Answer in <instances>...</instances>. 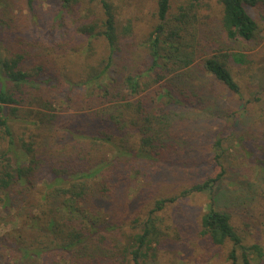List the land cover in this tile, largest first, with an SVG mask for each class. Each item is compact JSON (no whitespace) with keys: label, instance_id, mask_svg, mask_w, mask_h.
<instances>
[{"label":"trees","instance_id":"trees-1","mask_svg":"<svg viewBox=\"0 0 264 264\" xmlns=\"http://www.w3.org/2000/svg\"><path fill=\"white\" fill-rule=\"evenodd\" d=\"M12 2L13 17L0 6V21L13 29L0 37V139L9 143L0 150V203L15 214L31 204L39 215L27 222L34 234L1 237L8 255L0 264H148L170 243L157 213L193 193L210 200L197 238L209 249L226 248L230 264L261 262L263 247L244 243L233 209L217 207L221 139L211 147L215 176L154 196L160 179L200 169L197 148L172 153L177 140L205 136L208 127L198 119L219 118L202 114L203 87L192 81L204 74L239 95L228 63L240 58L229 49L260 42L248 8L264 0H217L220 15L210 24L198 14L204 0H185L172 16L169 0H156V22L141 42L121 33L108 0H56L59 25L50 34L33 23L38 0ZM10 120L48 125L50 134L41 142L37 135L28 143L19 138L16 151ZM255 163L264 175V154ZM40 180L34 204L28 197Z\"/></svg>","mask_w":264,"mask_h":264},{"label":"rangeland","instance_id":"rangeland-1","mask_svg":"<svg viewBox=\"0 0 264 264\" xmlns=\"http://www.w3.org/2000/svg\"><path fill=\"white\" fill-rule=\"evenodd\" d=\"M108 1L116 8V19L121 33L132 37L135 42L143 41L156 22L153 16L156 11V0ZM184 3L185 0H169V16L177 14L179 7ZM203 3L198 14L203 21L210 24L212 19L220 15V7L217 0H204ZM0 6L6 8V18L14 16L12 0H2ZM57 7L56 0H38L39 16L34 18L33 23L39 25L37 28L42 34L56 31L59 25V20L56 18ZM248 12L258 25L260 42L247 51H243L241 47L252 46L253 43L244 46L234 43L230 46L229 51L237 54V59L240 58L239 61L230 60L228 63V68L239 86V95L227 92L218 84H213L206 77L207 75L199 73L196 75L192 83L202 85L204 91L201 109L206 112L202 114L209 116L216 113L219 118L205 120L203 124L198 119L196 122L198 125L208 127L203 138L198 135L188 143L177 140L178 147L172 151L176 157L182 156L180 154L182 152L186 155L188 149L194 147L198 152L203 153V158L200 157L202 162H197L200 169L185 173L181 171L180 175L168 176L163 181L160 179L156 184L157 192L154 198L158 199L160 193L163 196H172L182 186L188 187L206 175L215 176L219 168L215 165L214 151L211 147L216 139H221L220 147L224 153L219 163L225 169V173L215 188L216 193L221 195L217 207L233 209L231 219L243 237L244 243L259 244L263 247L264 253V175L255 163L264 154V2L254 8H248ZM6 24L0 21V37L9 36L13 30L11 27V30L7 31ZM12 36L9 38L10 41ZM221 44L226 46L224 40ZM137 54L139 56L142 53ZM8 124L13 137L12 147L16 151L20 150L19 138L28 143L33 135H37V142H41L44 136L50 134L48 125L37 128L31 123L20 120H10ZM182 144L188 148L182 147ZM8 147L7 138H1L0 150H6ZM178 159L174 162L175 169L184 158ZM43 183L44 180L36 182L30 190L31 196L28 198L32 199L34 204L36 197L39 199L44 189ZM209 202L207 193H193L184 200L169 205L163 212L157 213L162 219L161 227L168 232L167 239L170 243H162L157 248L156 260L148 264H230L226 260V248L220 251L209 249L195 235L197 220L206 210ZM147 209L148 207L145 212ZM31 215H39L31 204L30 208L22 206L20 212L15 214L13 209H5L0 203V257L8 255L3 247L5 241L1 238L4 234L13 231L34 234L27 224ZM176 232H179L180 238L177 237ZM252 260L253 264H264V256L259 263L256 259Z\"/></svg>","mask_w":264,"mask_h":264}]
</instances>
